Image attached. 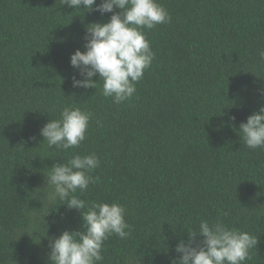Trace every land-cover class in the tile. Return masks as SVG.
<instances>
[{
    "label": "trees",
    "instance_id": "trees-1",
    "mask_svg": "<svg viewBox=\"0 0 264 264\" xmlns=\"http://www.w3.org/2000/svg\"><path fill=\"white\" fill-rule=\"evenodd\" d=\"M157 2L170 21L143 29L154 59L133 97L115 104L98 75L95 89L73 87L83 77L70 65L86 26L112 13L0 0V264H49V242L82 230L80 212L57 200L36 234L18 238L44 203L48 169L93 153L94 183L76 195L121 204L130 226L126 239L104 242L100 264H173L201 221L256 236L245 264H264V150L239 133L264 106V0ZM64 107L92 113L86 138L49 148L40 129Z\"/></svg>",
    "mask_w": 264,
    "mask_h": 264
},
{
    "label": "clouds",
    "instance_id": "clouds-1",
    "mask_svg": "<svg viewBox=\"0 0 264 264\" xmlns=\"http://www.w3.org/2000/svg\"><path fill=\"white\" fill-rule=\"evenodd\" d=\"M61 3L83 12L112 13L106 23L87 25L85 50L77 49L70 55V65L83 77H73V87L95 89L96 81L92 77L98 75L103 81L101 94L105 98L111 97L115 104L130 100L136 91L135 85L154 59L143 29L151 30L168 23L170 15L167 10L157 0H101L99 4L96 0H61ZM259 55L264 60V52ZM91 119L90 112L64 107L60 118L49 120L40 129V135L49 148H76L85 140ZM231 119L235 120V117ZM239 133L247 148L264 150V106L239 125ZM99 164V158L93 153L74 155L66 163H56L48 169L43 189L46 190L44 203H41L38 213L29 216V223L18 238L29 232L36 234L39 220L49 212L47 207L57 200L64 201L63 205L69 209L78 210L82 220V230H65L49 242V264H100L104 259L102 249L105 241L113 235L120 239L130 235L126 231L130 226L125 221L124 206L87 202L76 195L78 190L82 194L89 184L94 183L89 173ZM258 214L264 215V211ZM198 236L203 239L197 241ZM188 237L187 243L181 240L176 245L175 251L181 255L173 264H245L251 259L250 250L258 244L256 236L229 228L221 222L210 225L201 221L196 230L188 232Z\"/></svg>",
    "mask_w": 264,
    "mask_h": 264
}]
</instances>
